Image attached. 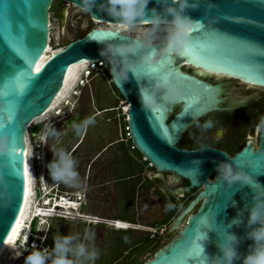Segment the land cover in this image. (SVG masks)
I'll use <instances>...</instances> for the list:
<instances>
[{"label": "water", "instance_id": "1", "mask_svg": "<svg viewBox=\"0 0 264 264\" xmlns=\"http://www.w3.org/2000/svg\"><path fill=\"white\" fill-rule=\"evenodd\" d=\"M53 1L0 0V248L25 201L27 136L46 123L33 121L52 105L71 65L103 60L129 104L135 148L159 172L200 189L167 229L178 235L143 264H264V120L257 146L248 140L232 156L177 146L194 120L241 105L224 106L225 87L185 71L177 56L264 87V0H63L62 25L71 3L106 24H173L174 40L95 26L37 69L50 42Z\"/></svg>", "mask_w": 264, "mask_h": 264}, {"label": "rangeland", "instance_id": "2", "mask_svg": "<svg viewBox=\"0 0 264 264\" xmlns=\"http://www.w3.org/2000/svg\"><path fill=\"white\" fill-rule=\"evenodd\" d=\"M63 4V0H55L50 9L51 52L63 48L68 41L84 35L92 27L106 26L105 22L92 20L86 10L74 4L68 7V15L62 25L60 14ZM118 94L119 90L112 84V78H108L105 72L90 80L83 88L76 105V99L70 94L68 98L72 103H63L60 107L63 113L77 115L82 112L84 120L77 126L82 132L73 133L76 120L69 126L67 120L52 124L57 115L54 111L48 114L42 132L46 136V172L43 178L48 187L53 186L55 180L63 178L61 191L81 192L84 199L82 212L85 214L106 220L116 219L123 214L134 217V222L127 221L131 225L129 228L133 230L125 235L128 241L133 242L147 232L153 238L152 243L137 255V260L141 262L152 257L159 247L178 235V229L170 232L167 229L189 201H163L153 194H144L138 198L124 196V187L116 180L119 175L117 168L122 164V151L116 141L125 135L123 128L126 121L119 112L123 99ZM111 105L110 110L100 109L101 106ZM263 120L264 113L253 134L255 141H258ZM35 140L36 136H27L31 153L30 165L37 184L36 162L32 158L36 152ZM123 142L126 143L127 140ZM223 142L227 146L233 145L231 141ZM111 143L113 144L110 145ZM106 145L109 146L104 149ZM145 175L150 180L154 178L151 172H146ZM170 177V174H165L162 178ZM163 182L167 181L163 179ZM127 200L130 204L126 206ZM45 220L46 223L39 224L38 232L47 234L46 242L51 251L46 257L40 256L35 264H120L128 261L133 253L129 248L121 251L115 242L117 227L107 222L93 223L80 218L49 216ZM158 225L162 227L158 229ZM18 246L22 247L21 253L27 250L22 243H18ZM19 263L20 258L13 264Z\"/></svg>", "mask_w": 264, "mask_h": 264}, {"label": "flooded vegetation", "instance_id": "3", "mask_svg": "<svg viewBox=\"0 0 264 264\" xmlns=\"http://www.w3.org/2000/svg\"><path fill=\"white\" fill-rule=\"evenodd\" d=\"M182 60V68L185 71L198 75L212 83H221L225 87V91L222 93L225 97L224 106L240 103L241 105L210 112L194 120L181 134L177 146L188 150L213 147L226 151L229 156L234 155L248 140H253L256 147L258 141L254 140L253 134L259 118L264 113V87L247 83L240 78L229 75L199 74L194 66L188 65L184 59L177 56V61ZM241 87H244V89H241ZM82 91L83 87L81 88V93ZM81 93L76 99L78 102ZM179 109L180 105L175 107V111ZM224 140L231 141L233 145L227 146L223 142ZM123 141L122 137L116 141L122 151V155H124L122 147L128 144V142L124 143ZM108 146L106 145L104 149H107ZM129 153L131 156L129 163L133 171L127 182L129 186L127 194L130 197L138 198L139 196L143 197L144 194H153L163 201L190 202L198 195L200 189L189 188L190 183L187 179L172 172H159L156 170L144 155L140 157L136 154L135 146L131 148ZM146 172H151L154 178L148 179L145 175ZM165 174H170L171 177L162 178ZM210 178H212V175ZM163 179L167 182H163ZM116 180L118 182V178ZM199 204L200 202L195 206V210H197ZM155 231L158 232V229Z\"/></svg>", "mask_w": 264, "mask_h": 264}, {"label": "bare ground", "instance_id": "4", "mask_svg": "<svg viewBox=\"0 0 264 264\" xmlns=\"http://www.w3.org/2000/svg\"><path fill=\"white\" fill-rule=\"evenodd\" d=\"M71 6V3H68V7ZM82 9V8H81ZM67 15H68V9H67ZM100 22V21H96ZM100 27H109L113 29H120L121 31H127L133 35H136L137 37L146 40V41H159L162 40L166 44L171 40H174V34L177 28L174 27L173 24L170 23H152V22H144L137 25H123V24H106V26H100ZM170 43V44H171ZM55 52V50H53ZM51 52L50 45L47 47L46 51L44 52L43 56L38 60L36 67L37 69L40 68V66L44 63V61L53 53ZM186 60L188 65L194 66V68L197 70L199 74L208 75V74H217V76L222 75H228L227 72H220V71H214L210 70L204 66H200L194 63H189V58ZM87 60L75 63L71 65L68 69V72L65 77L64 86L58 96L53 101L52 105L47 109V111L37 117L33 122L38 121H46L48 118V114L53 112L57 115V119L52 122V124L65 120V115H60L59 112H55V109L60 107L63 103H65V100L68 99L70 96L73 87L75 86L77 79L80 74V70L87 65ZM66 104V103H65ZM67 104H69L67 102ZM259 130V128H258ZM251 142L254 143L253 140ZM30 147L29 144H27V152H26V189H25V201L22 207V210L14 223L8 237L6 238L4 244L0 248V264H13L15 261L18 260L21 256V250L22 247L18 246L16 244L22 230L29 227L28 225L34 218V216L39 218H45L47 216H50L51 213L46 210V208H43V205L39 199L35 196V187L37 186L33 169L30 165ZM35 196V200L33 197ZM60 205L66 209L67 211V218H71V212L69 211L71 208H73L74 203H68V202H61ZM73 217V216H72ZM83 220L90 221V222H96L94 216L92 215H86L83 214ZM37 220V223H38ZM46 220L43 219L42 223H44ZM108 224L113 225L117 228H127L130 227V223L123 219H110L107 221ZM28 224V225H27Z\"/></svg>", "mask_w": 264, "mask_h": 264}, {"label": "built area", "instance_id": "5", "mask_svg": "<svg viewBox=\"0 0 264 264\" xmlns=\"http://www.w3.org/2000/svg\"><path fill=\"white\" fill-rule=\"evenodd\" d=\"M106 69H108V66L103 60L88 61L87 65L80 70V74L77 79V82L72 89L71 94L73 95V97L80 95L81 88L87 86L93 77L102 74L103 72L106 71ZM67 102L69 104L72 103V101L69 98L65 100L66 105ZM122 104L123 105L121 106V110L119 112L124 116L126 120L123 128V132L125 135H123L122 138L124 140H127L128 138H130L129 125L127 123V119H128L127 111L129 108V104L125 99H123ZM55 112L56 113L59 112L60 115H65L66 116L65 120L72 115L71 113H63V109L61 107L56 108ZM43 130L44 127L41 129L39 135L36 136L37 140H35V146H34L36 152L32 156L33 160L36 162L35 173L38 174L37 185H39L41 189V198L39 199V201H41V203L43 204L41 206H43V208H46V210L51 213L49 217L67 218L66 217L68 214L66 212L67 210L64 209L60 205V203L61 202L74 203L73 208L69 210L71 212L70 219H76V218L82 219L83 214H85L82 212L83 202H84L83 194L81 192L61 191L58 188L60 182H56L53 184V186L48 187L44 181L43 178L44 172H46V162L44 160L46 136L44 137V135H42ZM133 147L134 145H131V148ZM45 218L42 219L39 218L37 227L34 232L30 231L31 222L29 225L27 224L29 227L22 230L16 244L22 243V245L27 250L22 252L20 256L19 264H35L40 256L46 257L48 253L51 251L49 244L46 242L47 234L44 232L41 233L38 232L39 224L46 223V221L42 223V220ZM94 218L96 220V222L94 223L109 221L103 218H99L97 216H94Z\"/></svg>", "mask_w": 264, "mask_h": 264}, {"label": "trees", "instance_id": "6", "mask_svg": "<svg viewBox=\"0 0 264 264\" xmlns=\"http://www.w3.org/2000/svg\"><path fill=\"white\" fill-rule=\"evenodd\" d=\"M54 1L52 2L51 8L53 7ZM81 36H83V35H79V36L75 37V39L78 38V37H81ZM106 70L107 71H105V73H106L107 77L108 78H112V76H111V74L109 72V69H106ZM112 84H113V82H112ZM118 95H120L122 97V99H124L123 96L120 94V92H119ZM112 106L113 105H111V106H101L100 109L101 110H104V109L110 110L109 108L112 107ZM83 120H84L83 119V115H82V112L80 111L78 116H77V118H76V121H75V124L73 126V129H72L73 133L82 132V131H79L77 126L80 123H82ZM127 142H128V144L125 145L124 147H122V150L124 152V155L121 156L122 164L117 168L119 170V175L117 176V178H118V181L121 183V185L124 187V193H125L124 196L126 198L129 197V195L127 194L128 187H129L127 185V182L129 180V176L132 175V173H133L132 167H131V165L129 163V161L131 160V156H130L129 151L131 150V145H133V143L131 141V138H128ZM135 151H136V154L138 156L141 157L143 155L136 148H135ZM125 184H126V186H125ZM129 204H130L129 200L125 201V205L126 206L129 205ZM118 218L119 219H123L125 221H132V222L135 221L134 217H130L129 215H126V214L119 215ZM162 223H164V222H162ZM157 227L159 229L160 227H162V225H160V226L158 225ZM132 231L133 230L130 229V228H117L115 230V232L118 233L117 236L115 237V242H116V244H118V246L121 249V251L122 252L126 251L128 248L133 250L132 255L127 259L128 261L120 263V264H143L146 261L145 260V261L139 262L137 260V255L139 254V252L144 247L149 246L152 243L153 238H151L150 237V233L147 232L145 235L138 236L133 242H130V241H128V239L126 238L125 235L127 233H129V232H132Z\"/></svg>", "mask_w": 264, "mask_h": 264}, {"label": "crops", "instance_id": "7", "mask_svg": "<svg viewBox=\"0 0 264 264\" xmlns=\"http://www.w3.org/2000/svg\"><path fill=\"white\" fill-rule=\"evenodd\" d=\"M98 156H99V154H98L96 157H98ZM63 181H64L63 178H59V179L55 180V181L53 182V184L56 183V182H60L59 185H58V188L60 189V186L62 185Z\"/></svg>", "mask_w": 264, "mask_h": 264}, {"label": "clouds", "instance_id": "8", "mask_svg": "<svg viewBox=\"0 0 264 264\" xmlns=\"http://www.w3.org/2000/svg\"><path fill=\"white\" fill-rule=\"evenodd\" d=\"M83 88H84V87H83ZM78 97H79V95L76 96V97H74V100L77 99ZM76 102H77V100H75L74 105H76ZM109 109H110V108H109ZM83 205H84V202H83ZM127 228H129V227H127Z\"/></svg>", "mask_w": 264, "mask_h": 264}]
</instances>
